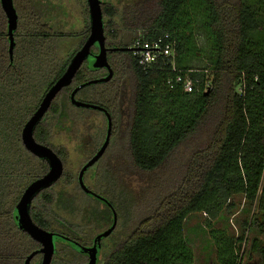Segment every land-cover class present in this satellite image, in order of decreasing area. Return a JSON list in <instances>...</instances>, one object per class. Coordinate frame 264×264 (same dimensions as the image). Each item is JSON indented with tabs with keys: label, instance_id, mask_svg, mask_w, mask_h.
I'll return each mask as SVG.
<instances>
[{
	"label": "trees",
	"instance_id": "16d2710c",
	"mask_svg": "<svg viewBox=\"0 0 264 264\" xmlns=\"http://www.w3.org/2000/svg\"><path fill=\"white\" fill-rule=\"evenodd\" d=\"M101 1L108 46H131L137 38L168 35L165 40L175 43L176 51L174 59L160 58L146 73L131 51L118 48L109 53L113 77L77 93L83 101L106 108L113 119L110 144L95 164L90 183V168L84 174L86 185L116 210L114 231L125 235L104 252L99 264H193L194 251L184 232L193 213L207 216L217 264H242L245 255L244 264H264V0L203 1L214 48L211 62L200 69L182 66L187 34L193 31L191 19H184L192 0H140L123 8ZM14 6L18 26L11 58L8 21L0 0V264H24L41 246L21 227L17 204L25 189L48 172L49 163L25 147L22 129L90 32L87 0H14ZM76 11L83 25L73 28L70 18ZM77 39L69 54H61L62 41ZM173 63L196 81L192 92L182 85H168L176 76ZM106 73L105 68L83 65L34 131L37 142L62 159L64 171L35 195L31 217L48 231L80 241L88 237L85 231L90 223L68 222L55 205L61 201L65 212L90 218L85 198L92 195L81 188L78 175L102 145L107 117L100 110L77 107L70 94L79 84ZM123 110L128 124L120 152L113 138ZM90 111L104 116L105 132L95 138L74 172L67 166L68 147L53 139L56 132L80 136ZM110 155L117 156L118 163L122 158L123 168L137 175V190L116 176L107 161ZM115 179L118 185L113 184ZM106 205L102 219L113 215ZM239 211V235L216 226L218 220L229 224L230 216ZM56 242L51 264H84L85 258L71 244L59 238ZM41 259L39 253L33 261L39 264Z\"/></svg>",
	"mask_w": 264,
	"mask_h": 264
},
{
	"label": "rangeland",
	"instance_id": "374dc122",
	"mask_svg": "<svg viewBox=\"0 0 264 264\" xmlns=\"http://www.w3.org/2000/svg\"><path fill=\"white\" fill-rule=\"evenodd\" d=\"M43 1H56V0H43ZM138 1L140 0H110L109 2L115 4L116 6H119L120 8H123L130 3H135ZM203 1L204 0H192L190 5L186 9V15L184 16V19H191V21L193 22V31L187 34L188 37L187 53L182 60L183 61L182 66H185L186 68H190V69L205 68L213 58L214 41L211 34L208 32L206 28L208 21V11ZM70 19L74 23L73 28H76V26L79 23L80 25H83L82 24L83 17L81 13H79L78 11L74 13V18H70ZM71 27L72 25H70L68 29L70 30ZM77 42L78 39L62 41V43L60 44L61 54L63 55L69 54L70 51L76 46ZM90 65H93V62H91ZM127 89L129 90V86H127L126 88L127 96H128L129 91ZM126 100L128 101L127 97ZM90 113L91 116L89 118V121L86 122L85 129L80 131V136L78 135V137H70V135L67 136L65 132H62L60 134H57L56 132L55 138L53 139L55 144L57 145L65 144L68 147L69 159L67 162V166L69 169L73 170L74 172H77L79 170L83 161L87 158L88 152H90V148L93 145L94 143L93 141H95V138L96 137L98 138V136L103 131L105 132L106 121L104 116L101 113L95 111L94 112L90 111ZM127 124H128L127 110L126 111L123 110L120 115V118L118 119L117 129L113 138L114 147L115 149L120 150V152L122 149H124V145L126 143ZM120 159L121 160H119L118 163L117 156L110 155L107 161L111 169L115 170L116 173L117 172L119 173V175L117 173L116 176H120V177L122 176L124 181L127 180L129 182L132 190L134 189L137 190L138 186L140 185L139 180L136 179L137 175L130 174L128 167L127 169L123 168L124 162L122 158ZM95 168L96 165L92 166L87 173V180L89 183L90 181H92V173L95 170ZM116 169H118L119 171L118 170L116 171ZM116 180L117 179H115L113 184L118 185L117 184L118 181ZM57 189L60 188L58 187ZM80 196L83 197L81 193ZM87 196H88L87 197L88 200L87 198H85V200L88 201V204L90 206V208L88 209V216L90 217L89 219L83 220L82 219L83 217L81 218L79 213H71V211L65 212L64 210L65 204L61 201H58L57 205H55V211L63 215L68 222H79L82 224H85L84 222L90 223V224H86L87 227L85 232L88 234L87 235L88 237L85 239H89V238L91 239L93 235L105 231L111 226V224H109V219H111L113 215L108 217V215L105 216V214H103V217L105 216V218L102 219L100 217V214H102V210H107L106 203L102 202L100 199L96 198L93 195L92 196L87 195ZM239 217H240V211L237 212L236 215L230 216L231 221L229 222V224H227L223 220H218L216 226L226 227L231 233L239 235L240 228L238 224H241L242 221V219ZM236 218L238 220V223L235 222ZM184 232L188 244L192 247L194 251L195 260L193 264H217L216 248L210 238L209 228L207 227L206 214L203 213L191 214L185 222ZM124 236L125 235L122 234V232H120L119 230L117 232L113 231V233L108 237H104L103 239L104 250L102 252V256L110 246H113L115 242L119 241ZM246 259H247L246 255L243 256L242 264L245 263Z\"/></svg>",
	"mask_w": 264,
	"mask_h": 264
},
{
	"label": "water",
	"instance_id": "95a60500",
	"mask_svg": "<svg viewBox=\"0 0 264 264\" xmlns=\"http://www.w3.org/2000/svg\"><path fill=\"white\" fill-rule=\"evenodd\" d=\"M90 15V34L85 41L84 45L79 49L76 54L71 59L66 71L63 75L51 86V88L46 92L42 101L39 104L37 110L33 113L30 119L26 122L22 129V141L25 147L32 153L47 159L49 163V170L42 177L34 180L24 191L20 201L17 204V214L21 227L36 241H38L42 247L39 250L32 252L27 256L24 264H30L33 257L41 252L43 254L41 264H51L52 258L55 252V236L56 233L53 231H48L39 225H37L31 217L30 206L35 195L42 189L50 186L56 182L63 174L64 164L62 159L58 154L49 146L37 142L34 137V131L38 123L41 121L52 101L57 96V94L68 85L75 77L78 70L82 67L84 61L91 55V48L94 44H98L99 53L95 55V61L92 65L94 69L106 68L108 70V75L98 79H92L79 84L70 95L71 102L77 107L89 108L100 110L105 113L107 117V131L105 139L98 149V151L81 167L78 175V181L81 188L88 194L95 196L102 202L108 204L113 211V223L112 225L96 236L94 245L90 248L81 247V245L74 241V243L80 247L82 250L89 251L90 259L87 264H97V252L101 248V240L104 237H108L113 233L117 226L118 215L111 203L103 196L94 192L90 189L84 182L85 172L94 166L100 158L104 155L106 149L108 148L111 140L112 130H113V119L109 111L97 104L82 101L76 98V94L82 88L96 84L109 81L113 76L112 67L108 61V48L106 47V36L104 28V18L102 11V1L101 0H87ZM2 8L6 14L8 21V38L10 41V56L13 58V50L15 46L14 33L18 26V13L14 6V0H1ZM115 48L114 50H117ZM124 51H132V47H122L119 48ZM64 239H70L67 236H62Z\"/></svg>",
	"mask_w": 264,
	"mask_h": 264
},
{
	"label": "built area",
	"instance_id": "2783aa9c",
	"mask_svg": "<svg viewBox=\"0 0 264 264\" xmlns=\"http://www.w3.org/2000/svg\"><path fill=\"white\" fill-rule=\"evenodd\" d=\"M168 35H165L167 38ZM164 37H159L152 40H142L137 38L132 44V55L138 65H140L146 73H149L151 69L158 63L160 58L175 57V43L166 41ZM173 72H176L174 78L168 80V85L173 87L175 84L182 85L186 92H192L195 88L196 81L189 75L180 72V69L173 63L171 67ZM190 72V71H189ZM210 83L205 84V90L207 91ZM264 236V228H263Z\"/></svg>",
	"mask_w": 264,
	"mask_h": 264
},
{
	"label": "flooded vegetation",
	"instance_id": "af4514ba",
	"mask_svg": "<svg viewBox=\"0 0 264 264\" xmlns=\"http://www.w3.org/2000/svg\"><path fill=\"white\" fill-rule=\"evenodd\" d=\"M89 34H90V32H89ZM88 38V37H87ZM87 40V39H86ZM85 40V41H86ZM85 43V42H84ZM84 43H83V45H84ZM82 45V46H83ZM132 46V45H131ZM131 46H124V47H131ZM106 47L108 48V52H107V56H108V61H109V53L110 52H113L114 51V49L115 48H122V47H117V46H108L107 44H106ZM118 50V49H117ZM99 51H100V49H99V46H98V44H94L93 46H92V48H91V55L84 61V63L82 64V66L83 65H85L86 64V66L87 67H92V65H90V63L91 62H93L94 63V61H95V55L96 54H98L99 53ZM110 63V62H109ZM106 69V68H105ZM109 73V72H108ZM108 73H106L105 75H99L98 77H96V78H94V79H98V78H102V77H105V76H107L108 75ZM113 77V76H112ZM77 87V86H76ZM76 87H74V89L76 88ZM73 89V90H74ZM72 90V91H73ZM71 91V92H72ZM78 93V92H77ZM71 95V94H70ZM76 98L77 99H79L78 98V96H77V94H76ZM79 100H81V99H79ZM82 101H83V99H82ZM87 102V101H86ZM104 113V112H103ZM105 114V113H104ZM55 232V231H54ZM103 232V231H102ZM56 233V236H55V247H56V244H57V242H56V238H59V239H63V240H65L67 243H65V244H71V248H73V251L75 252V253H77V254H80V255H82L84 258H85V262H84V264H87L88 262H89V259H90V253H89V251H86V250H82L80 247H78L75 243H74V241H76V242H78L80 245H81V247H86V248H90V247H92L93 245H94V242H95V238H96V236L97 235H99L101 232H99V233H97V234H95V235H93V237L90 239V240H87V239H85V238H82V240L80 241V240H76V239H73V238H71V237H69L68 235H65V234H63V233H59V232H55ZM62 236H67L68 238H70V239H64ZM104 239V238H103ZM103 239L101 240V248H100V250L97 252V256H98V259H97V264H99V261H100V259H101V256H102V252H103V250H104V244H103ZM84 241H87V242H84ZM91 242V243H90ZM41 245V244H40ZM42 247V245L40 246V248ZM39 248V249H40ZM38 249V250H39ZM41 254V256L43 257V254L41 253V252H38L36 255H38V254ZM35 255V256H36ZM34 256V257H35ZM34 257H33V259H34ZM27 258V257H26ZM33 259L31 260V262H30V264H36V262H34L33 261ZM26 260V259H25ZM41 262H42V259H41V261H40V263L39 264H41ZM24 263H25V261H24ZM76 264H78V263H76Z\"/></svg>",
	"mask_w": 264,
	"mask_h": 264
}]
</instances>
